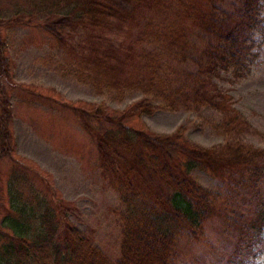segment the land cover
I'll return each instance as SVG.
<instances>
[{
  "label": "trees",
  "instance_id": "1",
  "mask_svg": "<svg viewBox=\"0 0 264 264\" xmlns=\"http://www.w3.org/2000/svg\"><path fill=\"white\" fill-rule=\"evenodd\" d=\"M259 1L234 0L225 9V0H175L173 7L170 0H8L6 7L0 0V28L41 26L73 64L75 74L98 92L141 95L119 114H107L103 107L68 106L95 146L101 179L123 206L118 213V257H108L70 223L71 207L61 201L51 204L27 185L24 174L14 172V182H23L31 201L11 195L17 218L9 220L12 234L0 232V264H185L179 244L198 243L208 224L215 225L222 251L231 247L226 262L218 256L217 263L242 264L264 229V148L237 140L199 148L179 131L159 135L129 122L161 109H205L220 118L229 133L247 132L249 124L213 77L221 70L231 69L237 78L249 71ZM163 6L172 20L153 16L163 19L155 28L163 43L153 51L124 47L101 35L129 27L150 13L164 15ZM77 31L84 36L74 41L71 33ZM164 51L176 65H165L159 58ZM4 55L0 39V160L12 147L11 109L2 99L6 93L1 85L10 81ZM195 173L206 174L213 188L202 186ZM231 252L241 258L232 260ZM189 261L200 264L194 256Z\"/></svg>",
  "mask_w": 264,
  "mask_h": 264
},
{
  "label": "rangeland",
  "instance_id": "2",
  "mask_svg": "<svg viewBox=\"0 0 264 264\" xmlns=\"http://www.w3.org/2000/svg\"><path fill=\"white\" fill-rule=\"evenodd\" d=\"M7 2L1 0V6L6 7ZM233 2L225 0L223 8L229 9ZM259 4L258 25L251 37L254 59L250 60L249 71L237 78L231 74V69L221 70L213 77V82L230 96L232 108L249 124L247 132L229 133L223 121L205 109L199 112L156 110L151 115L134 117L129 125L159 135L179 131L199 148H218L234 140L264 148V0ZM174 5L175 0H170V6ZM163 9L167 12L164 15L150 13L129 27L106 30L101 35L124 47L131 45L135 50L153 51L163 43L162 34L155 31L163 19L153 16H167L166 20H172L170 10L164 6ZM174 24H177L175 28L180 26ZM71 34L74 41L84 36L83 31ZM0 39L5 44L4 67L10 80H4L2 83H6L1 87L6 93L2 99L11 109L8 129L12 146V152L0 160V232L12 234L9 220L17 218L11 195L20 194L31 201L23 182L13 180V173L18 172L26 176L27 185L41 192L51 204L61 201L71 207L67 214L70 223L115 260L121 241L118 213L123 206L114 190L101 179L95 146L68 106L86 110L103 107L107 114H119L136 103L141 95L138 92L108 95L98 92L88 80L75 74L73 64H69L67 56L41 26H3ZM70 42L72 44L73 40ZM164 54L166 57L159 58L165 65L177 64L172 54L165 51ZM194 177L202 186L213 188L214 183L206 174L195 173ZM263 184L264 179L261 186ZM253 241L242 264H264V229ZM179 248L185 264L192 256L200 264L202 261L218 264V256L219 261L226 262L225 254L231 250L230 247L222 251V241L214 224H208L198 243L181 241ZM235 255L231 252L229 257L241 258Z\"/></svg>",
  "mask_w": 264,
  "mask_h": 264
}]
</instances>
